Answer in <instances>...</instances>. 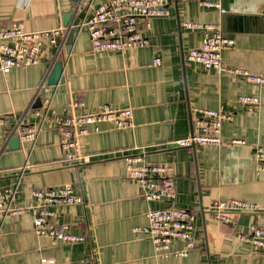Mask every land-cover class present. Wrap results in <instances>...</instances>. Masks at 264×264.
I'll return each mask as SVG.
<instances>
[{"label":"crops","instance_id":"crops-1","mask_svg":"<svg viewBox=\"0 0 264 264\" xmlns=\"http://www.w3.org/2000/svg\"><path fill=\"white\" fill-rule=\"evenodd\" d=\"M103 0H0V25L21 23L26 30H41L85 19ZM216 1V0H214ZM264 0H220L225 13L197 0H168V16L139 17L138 26L149 39L145 47L122 52H93L85 30L64 39L57 47L45 44L36 65L0 70V188L15 185V205L31 201L37 189L70 184L81 193L80 204L53 206L51 224L67 223L83 242L66 243L39 235L29 212L0 220V264H264V251L239 238L251 225L264 226V171L257 172L253 146L264 145V86L231 73L204 69L186 60L199 47L202 33L189 31L185 21L218 22L234 44L222 51L226 66H239L264 75ZM63 63V80L48 85L50 65ZM155 57L160 65H153ZM53 92L52 106L65 116L67 103L94 111L99 105L130 107L133 126L112 124L89 127L81 139L83 163L64 162L55 128L43 119L41 83ZM254 95L253 112L236 101ZM37 100L39 104L37 105ZM194 107L222 109L233 118L221 126V145L177 146L174 141L194 133ZM17 120L42 129L34 141L10 147V130ZM236 141L227 144L230 141ZM138 155L148 163L171 165L177 197L173 206L196 214L194 247L187 256L167 258L154 253L151 241L134 234L147 223L146 212L167 206L139 196L138 183L125 173V157ZM31 167L23 174L15 169ZM21 175V176H20ZM245 200L255 211L229 212L235 223L218 218L213 201ZM174 250H184L176 240Z\"/></svg>","mask_w":264,"mask_h":264},{"label":"built area","instance_id":"built-area-1","mask_svg":"<svg viewBox=\"0 0 264 264\" xmlns=\"http://www.w3.org/2000/svg\"><path fill=\"white\" fill-rule=\"evenodd\" d=\"M205 7H215L221 13L225 9L220 0H197ZM168 0H103L91 10V14L78 24L87 32L93 52H122L128 49L145 47L149 39L138 26V18L168 16ZM264 16V2L260 10ZM183 25L189 31L202 33L199 47L192 48L186 54V60L204 69H213L219 73L227 72L244 81L264 86V75L233 65L226 66L222 62V51L234 44V39L225 35L218 22L185 21ZM67 28L58 25L41 30H26L21 23L10 26L0 25V70L8 73L14 67L36 65L45 44L57 47L64 39ZM58 56V51L51 62L50 68ZM161 58L155 57L153 65H160ZM51 70V69H50ZM39 89L45 93L42 98L43 120L49 127L55 128L58 145L64 162L83 163L87 155L83 152L81 139L90 133L89 127L98 131V124L107 122L117 129H128L133 126L132 109L130 107L112 108L107 104L99 105L94 111L80 110L81 104L75 101L67 103L69 113L60 115L52 106L53 92L45 80ZM248 111L253 112L259 105V98L254 95H240L236 99ZM194 133L184 139L175 140L177 146L221 145V126L224 121L233 118L232 112L222 109H205L194 107ZM42 121L38 126L23 124L17 120L11 128L10 135H17L21 140L34 141L41 131ZM7 122L6 115H0V126ZM236 141L232 140L227 144ZM257 172L264 171V145L256 144L252 150ZM31 165L25 164L15 170L23 174ZM126 177L135 180L139 187V196L150 201L164 202L167 206L149 209L145 216L147 223L133 227V232L147 237L153 246L154 253L161 257L187 256L194 247L193 233L196 228V214L190 209L173 206L177 197L176 180L172 167L166 163H148L138 155L125 157ZM21 176V175H20ZM0 188V220L6 217L29 212L33 216V229L44 235L66 243L83 242L84 235L73 234L67 223L51 224L54 216L53 206L80 204L83 197L72 185L64 184L55 188L37 189L32 192L31 201L23 205H15L17 184ZM215 215L227 223H235L229 212L255 211L256 205L239 199L213 201L210 205ZM240 240L264 251V226L251 225L245 233L239 234ZM176 240L185 243L184 250H174L172 244ZM40 264H55L54 259L42 258Z\"/></svg>","mask_w":264,"mask_h":264},{"label":"water","instance_id":"water-1","mask_svg":"<svg viewBox=\"0 0 264 264\" xmlns=\"http://www.w3.org/2000/svg\"><path fill=\"white\" fill-rule=\"evenodd\" d=\"M65 17L67 18L68 16H65ZM66 18H64L63 26L67 28V39H68V41H71L74 33H77L79 30H83V29H80L78 26L80 19L76 18V19H74V21H72V23H69V21H67ZM63 69L64 68H63L62 61L57 60L54 62L53 66L50 70V73L48 74V85L54 86L63 80V77H62ZM37 101H38L37 105H40L39 100H37ZM10 140L11 141L9 144H10L11 148H18L20 146L19 136L11 135ZM194 146H195L194 143L190 144V147H194Z\"/></svg>","mask_w":264,"mask_h":264}]
</instances>
